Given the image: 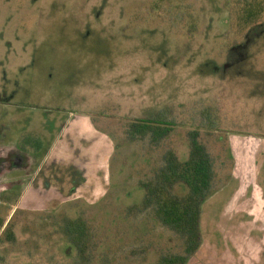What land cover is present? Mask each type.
Returning a JSON list of instances; mask_svg holds the SVG:
<instances>
[{
	"label": "rangeland",
	"instance_id": "374dc122",
	"mask_svg": "<svg viewBox=\"0 0 264 264\" xmlns=\"http://www.w3.org/2000/svg\"><path fill=\"white\" fill-rule=\"evenodd\" d=\"M234 2L0 0V116L11 123L19 112L16 123L36 130L58 114L61 135L49 155L60 166L36 174V194L0 207V264H81L65 233L71 222L102 244L87 264L183 253L182 240L145 215L122 218L168 151L188 158L194 132L214 176L194 264L264 259V13L239 32ZM149 118L171 133L134 138L131 124ZM31 139L33 154L53 143ZM48 189L74 197L41 196Z\"/></svg>",
	"mask_w": 264,
	"mask_h": 264
},
{
	"label": "trees",
	"instance_id": "16d2710c",
	"mask_svg": "<svg viewBox=\"0 0 264 264\" xmlns=\"http://www.w3.org/2000/svg\"><path fill=\"white\" fill-rule=\"evenodd\" d=\"M263 13L264 0L240 3L233 12L240 31L258 22ZM171 131L170 125L152 118L139 119L130 126L134 138L140 136L143 140L150 135L154 143L169 135ZM199 142L196 132L190 134L189 156L186 160L181 161L175 153L168 151L164 155L162 165L154 171L153 177L140 183L139 186L145 192L141 203L129 206L127 214L122 218L127 220L130 215L143 214L144 219L153 220L182 240L183 253L161 255L155 264H189L203 248L201 216L204 203L214 194V176L212 160ZM84 226L80 222H71L67 223L65 228L68 242L72 246L70 249L76 252L75 258L81 264L90 261L92 251H96L98 244L102 246L94 240L95 243H91V227L87 225L86 229ZM150 250L146 245L144 249L131 253L145 254Z\"/></svg>",
	"mask_w": 264,
	"mask_h": 264
},
{
	"label": "flooded vegetation",
	"instance_id": "af4514ba",
	"mask_svg": "<svg viewBox=\"0 0 264 264\" xmlns=\"http://www.w3.org/2000/svg\"><path fill=\"white\" fill-rule=\"evenodd\" d=\"M246 1L252 0H236L233 4L234 6L231 4L228 5L227 3L229 6V13L234 16L233 12L234 9L237 8V5L245 3ZM259 21L255 23V26H257L256 24H258ZM3 102H1V104H4V107L6 104H16L10 101ZM20 115L19 112L13 111L11 116H9L11 123L7 120V115L0 116V207L5 209L6 207H10L11 203L14 202L13 200L15 199L16 194H23L27 191L37 189L36 181H34V179L36 174H38V177L40 176V173L43 175V168L48 167V165L54 170L58 168V160H50L49 155L54 147L57 146L61 136L59 135V115L57 114L56 117L51 115L48 118H44L43 116L45 123L40 121L42 122L41 125H36L39 130L37 128L34 130L33 125L29 120L17 124L16 121L20 119ZM13 122L16 126V134L14 136L12 135L14 130L12 131L11 127ZM32 135L39 136L43 141L45 139L48 141L47 139L50 137L53 139V143L45 146V149L41 153L33 154L32 150L34 147L38 146V143L33 142L31 139ZM29 170L31 171L30 173L28 172ZM10 193H13L12 197L5 199L1 198V196L9 195ZM12 215L13 213L10 217Z\"/></svg>",
	"mask_w": 264,
	"mask_h": 264
},
{
	"label": "crops",
	"instance_id": "0c3cea01",
	"mask_svg": "<svg viewBox=\"0 0 264 264\" xmlns=\"http://www.w3.org/2000/svg\"><path fill=\"white\" fill-rule=\"evenodd\" d=\"M58 144H59V142H58ZM58 144H57V146L56 147H58ZM56 147H54V149L52 150V152L54 151V150H56V151H58V148H56ZM57 160H58V157L56 158ZM60 166V161L58 160V167ZM80 171V170H79ZM53 173V171L52 172H50V174H52ZM80 173V175L82 176V181L84 180L83 179V174H84V172H79ZM79 187H77V189H78ZM76 189V188H75ZM31 191H33V192H31ZM31 191H27V192H25V193H33V194H36V191L37 190H31ZM50 192H53V190L52 189H48V190H46V192H44L43 194H41V196H48V195H51V193ZM38 194V193H37ZM52 198H55V199H58V200H61V199H66V200H70L69 198H72V197H74V196H69V197H65V198H62V196H59L58 194H55L54 192L52 193ZM204 250V248H201L200 249V251H199V253H197L196 254V256L189 262V264H194L195 263V259L197 258V257H199V254L202 252ZM211 251H213V249L211 250ZM197 262H199L198 260H196ZM212 261V260H211ZM258 262H259V264H264V259H261V258H259V260H258ZM226 263V262H225ZM202 264H204V262L202 263ZM205 264H208V263H205ZM227 264V263H226Z\"/></svg>",
	"mask_w": 264,
	"mask_h": 264
}]
</instances>
